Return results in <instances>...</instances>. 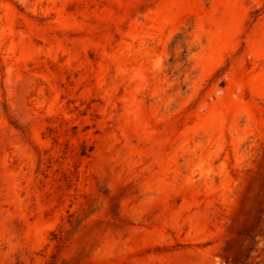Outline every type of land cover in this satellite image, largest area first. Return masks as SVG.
<instances>
[{
	"label": "rangeland",
	"instance_id": "obj_1",
	"mask_svg": "<svg viewBox=\"0 0 264 264\" xmlns=\"http://www.w3.org/2000/svg\"><path fill=\"white\" fill-rule=\"evenodd\" d=\"M0 264H264V0H0Z\"/></svg>",
	"mask_w": 264,
	"mask_h": 264
}]
</instances>
